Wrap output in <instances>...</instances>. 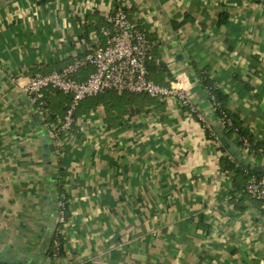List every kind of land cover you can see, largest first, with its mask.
Returning <instances> with one entry per match:
<instances>
[{
  "label": "crops",
  "instance_id": "1",
  "mask_svg": "<svg viewBox=\"0 0 264 264\" xmlns=\"http://www.w3.org/2000/svg\"><path fill=\"white\" fill-rule=\"evenodd\" d=\"M120 4L156 42L150 78L188 89L212 128L264 165L223 131L200 79L224 96L252 147L264 149V0H0V262L264 264V212L235 172L247 168L176 97L138 95L125 109L117 93L105 95L108 107L85 98L72 128L53 141L14 84L103 42L94 29ZM46 94L47 110L61 113L66 102ZM59 192L66 222L52 260Z\"/></svg>",
  "mask_w": 264,
  "mask_h": 264
},
{
  "label": "built area",
  "instance_id": "2",
  "mask_svg": "<svg viewBox=\"0 0 264 264\" xmlns=\"http://www.w3.org/2000/svg\"><path fill=\"white\" fill-rule=\"evenodd\" d=\"M105 20L107 25L100 28L104 41L96 43L80 55L72 54L70 62L60 70L36 73L25 81L13 79L20 93L34 106L37 117L46 128V136L53 141H58L61 132L71 129L75 121V111L81 100L112 90L119 95L146 94L159 100L176 97L209 132V137L217 140L214 129L193 102L188 89L177 87L174 83L163 86L149 77L148 63L152 59L156 42L129 19L124 6L121 4L115 6L105 15ZM86 66H91L92 71L85 79H79L78 73ZM203 87L211 110L220 114L219 121L237 137L241 149L247 152H258L264 157V149L252 147L246 136L238 133V127L228 116L221 101L212 93L213 86L203 85ZM48 89H56L69 97L64 113L56 125L49 124L45 98V92ZM243 192L258 200L264 212V173L249 174L243 186ZM66 209V194L59 192L56 201V225L49 253L52 260L60 256Z\"/></svg>",
  "mask_w": 264,
  "mask_h": 264
},
{
  "label": "trees",
  "instance_id": "3",
  "mask_svg": "<svg viewBox=\"0 0 264 264\" xmlns=\"http://www.w3.org/2000/svg\"><path fill=\"white\" fill-rule=\"evenodd\" d=\"M104 25H107V22H106V20H104V21H102L99 25H97L96 27H95V29H94V31H96V34L97 35H99L100 37L102 36L101 34H100V28L102 27V26H104ZM140 29H142V30H144L143 28H141V27H139ZM145 31V30H144ZM146 32V31H145ZM149 37V36H148ZM150 38V37H149ZM151 39V38H150ZM151 40H153V39H151ZM156 47V46H155ZM155 47H154V49H153V52H152V54H153V56H152V59L149 61V63L153 60V57H154V50H155ZM149 63H148V71H149ZM92 71V67L91 66H86V67H84V68H82L81 70H80V74H81V77H79V79H85L87 76H88V74L90 73ZM51 72V71H50ZM46 73V72H45ZM48 73V72H47ZM150 77V76H149ZM152 79V78H151ZM200 79H201V83L203 84V85H211V82L209 81V79H208V77L206 76V75H203V74H201L200 75ZM49 90V89H48ZM48 90H46V92H48ZM53 93H55V105L56 104H58V105H60L62 102H66L67 103V101L69 100V97L67 96V95H65V94H63V93H61L60 91H58V90H56V89H50ZM46 92H45V98H46V107H47V109H48V106H49V100H48V97H47V94H46ZM116 93V92H114V91H112V90H107V91H105V92H103V93H101V94H99V95H97V96H94L95 98H97V99H95L96 101V103H98V102H100V101H102L103 102V104H105V106H107L108 107V105H110L109 103L111 102L110 101V98L111 97H107V96H105V95H107V93ZM212 93L216 96V98L219 100V101H221V103H222V101H223V99H224V96L218 91V90H216L215 88H212ZM125 94L126 93H124V94H121V95H123L122 96V98H120V97H116L117 99H113V101H115V102H117V103H121L120 105H121V107L123 106V108L125 109V107H126V105H127V103L128 102H133V100L131 99V98H127L126 96H125ZM100 95H102V97L100 96ZM134 95V94H133ZM138 95H141L142 97H148L146 94H137V96ZM99 96V97H98ZM94 97H88V99L89 100H92V98H94ZM120 98V99H119ZM150 98V97H149ZM84 100V99H83ZM122 100V101H121ZM82 101V100H81ZM54 104H53V107L55 106ZM79 105H80V102H79ZM79 105H78V107H77V109H76V111H75V114H74V116H76L77 115V113H79V111L80 110H78L80 107H79ZM90 106V105H89ZM64 108H65V106H64ZM64 108L61 110V113H57V114H53V113H50L49 111H48V118L51 120V119H55V116L56 115H58V116H62L63 115V113H64ZM86 108H88V106H86ZM108 109V108H107ZM213 114H214V116H215V118H219V113L218 112H216V111H213ZM228 114V113H227ZM228 116L232 119V121H233V123L238 127V133L239 134H242V135H244V131L240 128V126H239V124H238V121L236 120V118H234V117H231L230 116V114H228ZM212 127V126H211ZM72 128V127H71ZM224 128V132H231V130H228L227 131V128H225V127H223ZM206 133H207V135H209V132L208 131H206ZM239 142V141H238ZM221 165H222V168H223V170H232L234 167V163L233 162H231L228 158H226V157H222L221 158ZM235 172L238 174V175H240L241 173L242 174H244V176L245 177H248V175L249 174H257V175H259V174H261V173H264V172H260V171H254V170H251V169H244V172L243 171H241L240 170V168H237V169H235ZM49 253H50V251H49ZM61 253V252H60Z\"/></svg>",
  "mask_w": 264,
  "mask_h": 264
},
{
  "label": "water",
  "instance_id": "4",
  "mask_svg": "<svg viewBox=\"0 0 264 264\" xmlns=\"http://www.w3.org/2000/svg\"><path fill=\"white\" fill-rule=\"evenodd\" d=\"M192 82H193V80H192ZM198 88H199V85L197 84L191 89V92H195ZM207 103H208V101L204 102V104H207ZM214 131L217 134V136L219 137L223 146L228 150L230 155H232L238 162L244 164L247 169L264 172V165L263 166L252 165L249 162L248 156H243V154L239 150H236L235 144L233 141H228L226 139L225 135H223L220 131H218V129H214ZM42 143L44 144V150L47 153L49 150H53L54 146L52 143H47V137H45L42 140ZM47 153L45 154L46 157H48ZM0 264H2V263L0 262Z\"/></svg>",
  "mask_w": 264,
  "mask_h": 264
},
{
  "label": "rangeland",
  "instance_id": "5",
  "mask_svg": "<svg viewBox=\"0 0 264 264\" xmlns=\"http://www.w3.org/2000/svg\"><path fill=\"white\" fill-rule=\"evenodd\" d=\"M84 68V67H83ZM82 69V68H81ZM125 96L127 98H131V99H134V98H137L138 96L135 94L133 95L132 93H126ZM140 98H142V96H140Z\"/></svg>",
  "mask_w": 264,
  "mask_h": 264
}]
</instances>
